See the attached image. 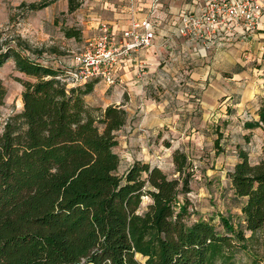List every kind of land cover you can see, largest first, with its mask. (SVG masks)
<instances>
[{
  "label": "trees",
  "instance_id": "1",
  "mask_svg": "<svg viewBox=\"0 0 264 264\" xmlns=\"http://www.w3.org/2000/svg\"><path fill=\"white\" fill-rule=\"evenodd\" d=\"M80 7L68 0L70 13ZM42 54L21 39L0 48V68L13 60L28 78L21 112L0 133V264H236L245 232L264 233V146L255 164L240 150L229 173L240 202L236 226L227 218L190 223L188 156L174 153L176 178L141 161L120 174L114 150L128 111L110 105L94 115L85 98L99 81L69 88L59 79L65 69ZM6 97L0 79V106ZM244 127L264 133V104Z\"/></svg>",
  "mask_w": 264,
  "mask_h": 264
},
{
  "label": "rangeland",
  "instance_id": "2",
  "mask_svg": "<svg viewBox=\"0 0 264 264\" xmlns=\"http://www.w3.org/2000/svg\"><path fill=\"white\" fill-rule=\"evenodd\" d=\"M43 1L0 0V48L21 39L41 50L42 60L64 69L72 67L75 54L98 36L99 21L123 26L136 12L134 0H78L81 7L73 13L68 0L50 2L38 11L29 9ZM67 30L76 37L68 38ZM142 59L148 68L138 91L129 93L118 82L108 86L98 80L85 98L94 115L110 105L127 103L129 120L117 133L119 145L114 150L122 161L120 174L141 161L176 178L173 155L181 151L194 174L189 222L203 219L220 225L227 218L236 226L240 202L233 197L229 173L239 161L240 150L252 164L263 158V130H247L244 124L258 121L264 104V20L254 35L209 50L207 56L174 38L154 44ZM0 79L7 90L0 106L1 133L22 110V82L28 78L9 60L0 68ZM149 203L145 198L143 207ZM251 235L245 232L246 249L236 253V264H264V233Z\"/></svg>",
  "mask_w": 264,
  "mask_h": 264
},
{
  "label": "built area",
  "instance_id": "3",
  "mask_svg": "<svg viewBox=\"0 0 264 264\" xmlns=\"http://www.w3.org/2000/svg\"><path fill=\"white\" fill-rule=\"evenodd\" d=\"M193 8L184 10L176 26V35L198 44L203 50L220 49L235 40L254 35L264 20V0H192ZM161 0H154L152 16L133 20L129 27L114 33L108 22L99 21V34L75 54L73 66L59 79L67 87L101 80L108 86L121 83L118 70L124 60L141 49L150 48L155 38L153 16ZM199 5V6H198ZM137 76L143 79L147 61L139 59Z\"/></svg>",
  "mask_w": 264,
  "mask_h": 264
},
{
  "label": "crops",
  "instance_id": "4",
  "mask_svg": "<svg viewBox=\"0 0 264 264\" xmlns=\"http://www.w3.org/2000/svg\"><path fill=\"white\" fill-rule=\"evenodd\" d=\"M153 2L154 0H134V7L136 12L133 16V19H131L127 24H124L123 26L116 23H113L112 25V23L109 22L114 33L117 34V36H120L121 31L129 27L133 20H144L148 18L149 13L151 17L154 5ZM192 4V0H161L156 13L153 16V22L155 25V38L153 45L150 48L154 47V44L168 42L174 38H177L183 40L188 49L193 48L202 56L208 55L209 51L203 50L202 47H200L198 44L187 42L185 39L179 38L176 35V26L178 24L181 13L186 9H192ZM144 8H147L149 10H147L145 13L138 12L142 11ZM150 48L141 49L139 52L133 53L132 56L125 59L123 64L120 66L118 70V76L121 83H118V86L121 87L124 91L130 93L132 91H138V89L141 88L140 84L143 79H140L137 76L136 65L138 63V60L142 59L143 55L148 52ZM123 106L126 108L127 103L123 104Z\"/></svg>",
  "mask_w": 264,
  "mask_h": 264
}]
</instances>
